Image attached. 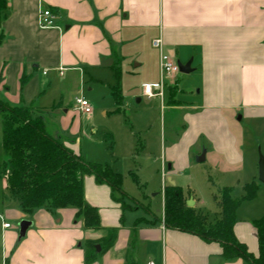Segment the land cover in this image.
I'll return each mask as SVG.
<instances>
[{
  "label": "crops",
  "instance_id": "obj_1",
  "mask_svg": "<svg viewBox=\"0 0 264 264\" xmlns=\"http://www.w3.org/2000/svg\"><path fill=\"white\" fill-rule=\"evenodd\" d=\"M5 2L7 13L0 24V95L7 103L31 108L39 102V107L46 108L49 88L56 89L58 95L76 81L87 78L96 83L101 70L121 67L130 50L138 52L139 39L149 34L151 48H156L152 41L160 37L164 52L173 57L180 54L182 63L190 60L189 72L195 73L197 94L204 102L201 106L182 103L176 96L175 73L166 78L172 81L158 96L162 98L167 89L168 107L195 110L184 113L182 134L164 147L160 158L161 165L168 163L166 178L174 181L173 185L184 190L180 181L192 166L191 149L204 152L200 161L208 159L217 171L228 177L235 175L238 180L243 170L246 130L261 148L264 146V0ZM40 8L53 11L55 26L38 25ZM157 56L156 75L160 78L159 53ZM140 91L144 95L142 86ZM57 95L51 96L52 103ZM71 109L81 115L91 113ZM63 112L67 116L70 111ZM243 120L247 124L241 126ZM53 133L60 135L57 129ZM201 135L206 144H201ZM68 145L77 151L73 144ZM254 164L252 159L241 188L254 181L257 191L236 208L234 233L248 251L256 254L258 242L252 221L264 218V184L255 178ZM109 166L122 171L116 161ZM83 191L86 201L98 210L101 229H86L75 219L74 208L50 211L42 206L27 217L16 210L13 216L29 219L32 225L18 240L11 226L2 227L7 221H1L0 264H127L131 260L134 264H242L240 258L223 259L217 242L166 227L149 208L139 214L141 203L122 209L112 199L110 188L96 183L92 176H83ZM112 228L116 229L114 240L101 250L100 242ZM89 243L94 249L98 244L100 249H95V258L85 263Z\"/></svg>",
  "mask_w": 264,
  "mask_h": 264
},
{
  "label": "rangeland",
  "instance_id": "obj_2",
  "mask_svg": "<svg viewBox=\"0 0 264 264\" xmlns=\"http://www.w3.org/2000/svg\"><path fill=\"white\" fill-rule=\"evenodd\" d=\"M150 40L149 34L142 36L139 39L138 52L130 50L126 61L121 67L119 66L121 95L119 102L115 101L111 91V86L116 84L113 70H101L98 73L99 81L89 82L87 78L81 83L76 81L72 87H67L59 93L62 95L60 99L56 89L49 88L47 105H45L47 107H39V102H34L31 110L34 115L40 116L46 122L49 133L54 134L57 129L60 135L56 134V137L58 136L66 145L73 144L85 160L106 163L105 160L112 157V161H108L109 165L115 161L119 164L122 170L120 173L124 176L122 187L126 194L134 199L132 201L126 199V203L130 207H136L141 203L139 214H143L144 210L149 208L163 222L161 201L163 191L161 190L170 183L166 178L168 163L163 165L165 177L162 180L160 158L161 155L163 157L164 147L169 146L182 134L186 126L183 120L184 113L188 111L193 113L195 110L168 107L169 93L166 88L162 98L158 96L147 98L141 94L140 89L145 82L159 81L156 75V60L159 52L158 49L151 48ZM172 59L181 60L180 54L177 57L172 56ZM174 75L177 82L175 88L177 98L181 99L182 103L203 105L201 96L197 94L195 73L178 71ZM170 81L172 79H164L165 87L169 86ZM54 94L57 97H53L52 103L51 96ZM80 96L89 103L90 114L81 115L78 111H72L71 108L76 105V97ZM0 99L6 102L1 95ZM58 99L61 105H58ZM63 109H68L69 115H64ZM239 115L236 114V119ZM239 124L244 126L247 122L243 120ZM248 126L246 125V128ZM255 140L253 134L246 130L242 146L243 170L238 180L234 178L235 175L228 177L217 171L215 164H210L208 159L196 161L200 154L197 153L198 148L191 149L192 166L186 172L188 175L183 176L180 181L184 185L183 196L186 199L191 197L195 202L192 208L205 214L209 221H213L219 215L218 201L223 186L232 187L231 195L234 198L243 194L241 185L250 173L249 165L252 159L256 163L253 168L255 167L257 179L258 152L260 150L264 155V146L261 148ZM204 141L206 138L201 135V144L207 143ZM5 158L0 115V165ZM4 185L5 178L0 173V216L2 217L0 223L3 220L7 221L18 239V223L22 217L16 218L13 214L16 210H21L16 206L15 199L6 193ZM250 213L251 211L246 212V214Z\"/></svg>",
  "mask_w": 264,
  "mask_h": 264
},
{
  "label": "trees",
  "instance_id": "obj_3",
  "mask_svg": "<svg viewBox=\"0 0 264 264\" xmlns=\"http://www.w3.org/2000/svg\"><path fill=\"white\" fill-rule=\"evenodd\" d=\"M6 2L0 0V24L6 16ZM1 42V36H0ZM116 84L111 86L116 102L120 95V71L113 68ZM2 144L6 158L0 165L5 178L6 193L17 199L20 210L30 215L35 209L46 206L50 211L59 208H74L75 219L82 221L90 230L101 229L100 217L95 206L84 198L83 176H92L96 183L110 188L112 199L122 209H131L126 199L134 200L124 191L123 175L107 163L87 161L81 154L66 145L58 136L47 130L46 122L34 115L31 108L12 105L0 99ZM239 198L231 195L232 187L220 189L219 215L209 221L202 212L185 204L181 187L167 184L163 188V224L166 227L194 234L207 242H217L225 260L240 258L242 264H264V218L255 219L258 251H248L234 233L236 208L241 201L255 196L257 185L254 181L243 185ZM116 229H109L100 242L101 250L114 240ZM96 256L92 243L85 253V263ZM134 264L132 260L130 263Z\"/></svg>",
  "mask_w": 264,
  "mask_h": 264
},
{
  "label": "built area",
  "instance_id": "obj_4",
  "mask_svg": "<svg viewBox=\"0 0 264 264\" xmlns=\"http://www.w3.org/2000/svg\"><path fill=\"white\" fill-rule=\"evenodd\" d=\"M55 14L50 8H40L38 11V25L42 28H49L55 26L54 24ZM152 45L159 50V69L160 78L156 83H145L142 85V93L147 97L162 96L164 88V79L170 78L174 73L178 72V66L176 61L172 59V56L163 51L162 39L160 37L152 41ZM75 108L81 112L89 113L91 107L89 103L83 98V96L76 97ZM163 163L161 165V177L162 180L165 177L163 170ZM10 224L3 222L2 227L8 228Z\"/></svg>",
  "mask_w": 264,
  "mask_h": 264
},
{
  "label": "water",
  "instance_id": "obj_5",
  "mask_svg": "<svg viewBox=\"0 0 264 264\" xmlns=\"http://www.w3.org/2000/svg\"><path fill=\"white\" fill-rule=\"evenodd\" d=\"M178 69L180 72H184V73H188L191 69H190V60L182 63L179 60L176 61ZM203 154L204 152H202L197 158L196 161H200L203 159ZM257 165H258V176L257 179L260 183L264 184V155L260 152H258V161H257ZM167 180L169 181V183L171 185L174 184V181H172L170 178H167ZM185 204L188 207H192L194 205V201L192 200V198H188L185 200ZM32 225V222L29 219H21L18 223L19 229H18V239H21L22 237L25 236L26 230ZM95 249L96 251H99L100 246L98 244L95 245Z\"/></svg>",
  "mask_w": 264,
  "mask_h": 264
}]
</instances>
